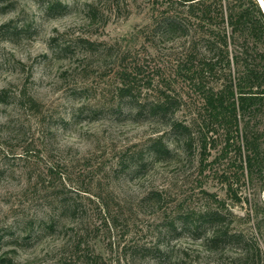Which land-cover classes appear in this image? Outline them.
<instances>
[{"label": "rangeland", "instance_id": "obj_1", "mask_svg": "<svg viewBox=\"0 0 264 264\" xmlns=\"http://www.w3.org/2000/svg\"><path fill=\"white\" fill-rule=\"evenodd\" d=\"M52 1L35 0L39 7L31 11L33 0H0V17L19 13L0 26V93L10 96L9 104L0 103V264L3 258L18 264L22 251L30 253L24 264H94L97 257L98 264H157L135 255L134 248L155 245L178 215L215 208L205 191L247 217L251 206L245 199H253L254 188L246 177L239 188L243 203L229 195L223 179L236 177L238 156L233 148L225 152L226 131L211 125L199 84L225 86L228 68L200 79L193 73L199 62L197 68L189 63L187 37L154 36L152 26L166 12V0H60L67 6L63 12L49 10ZM91 5L102 12L94 21ZM61 18L64 23L53 27ZM135 67L142 70L135 82L140 99L176 98V117L191 130L189 136L121 117L124 74L133 80ZM23 93L40 110H30ZM240 117L243 134L247 119ZM250 130L264 131V110ZM69 132L92 149L84 155L60 149ZM201 133L208 138L206 151ZM158 135L172 154L148 160L141 174L124 169L127 156ZM234 137L236 132L232 142ZM153 192L161 194L160 201L147 200ZM240 225L255 232L254 221ZM165 241L174 262L232 264L189 236ZM260 245L264 253L263 240Z\"/></svg>", "mask_w": 264, "mask_h": 264}, {"label": "trees", "instance_id": "obj_2", "mask_svg": "<svg viewBox=\"0 0 264 264\" xmlns=\"http://www.w3.org/2000/svg\"><path fill=\"white\" fill-rule=\"evenodd\" d=\"M224 1H227L226 5ZM163 5L167 7L166 12L158 14L152 26L155 37H187L191 51L189 63L197 68L194 62H199L196 70L191 69L200 79L206 74L216 75L222 65L224 70H229L225 86L207 88L199 84L211 125L217 124L226 131L225 152L228 154L233 148L238 156L236 177L225 176L223 179L227 191L236 204L243 203L239 188L243 178L247 177L254 194L253 199H245L251 206V213L247 217H239L228 209L224 200L205 191L217 204L215 208L178 215L165 224L155 245L136 246L134 253L157 264H185L182 259L174 262V250L165 245V240L189 236L194 241H202L208 253L229 258L232 264H262L264 253L260 240L264 241V198L260 195L264 193V131L250 130V125L251 120L264 110V12L257 0H166ZM66 9L60 0L52 1L49 6V10L55 12ZM101 13L91 5L89 16L92 21ZM82 42L94 46L89 41ZM135 68L139 73L133 80L132 75L124 74L128 82L122 85L119 93L125 104L120 106L121 117L137 124L153 122L169 128L172 133L189 136L191 130L176 117V98L168 95L158 101L140 99L135 82H138L142 70ZM21 99L30 110H40V103L32 96L23 93ZM9 102L7 91L1 92L0 103ZM240 116L247 119L243 134ZM234 132L238 142L231 141ZM201 139L206 151V134L201 133ZM240 140L243 147L239 145ZM171 154L172 149L163 135L151 137L145 146L127 156L123 162L124 169L141 174L146 170L148 160L159 161ZM161 198V194L153 192L147 200L158 202ZM241 221L250 224L254 221L255 232L241 229ZM98 260L100 258L97 257L91 262L98 264ZM1 263L11 264V261L3 258Z\"/></svg>", "mask_w": 264, "mask_h": 264}, {"label": "clouds", "instance_id": "obj_3", "mask_svg": "<svg viewBox=\"0 0 264 264\" xmlns=\"http://www.w3.org/2000/svg\"><path fill=\"white\" fill-rule=\"evenodd\" d=\"M39 5L35 3V0H33L31 5V11H36L38 9ZM19 13H11L9 15H5L0 17V26H3L13 19L16 18V16ZM64 23V19L61 18L58 24L53 25V27H58L59 24ZM38 48L41 47V45H37ZM58 147L60 149H67V148H74L77 151H79L82 155L86 154L88 151L92 149V144L88 141L83 140L79 137L78 133L69 132L68 134L64 135L58 144ZM30 253L21 252L20 255L17 257L18 264H24L25 260L28 259Z\"/></svg>", "mask_w": 264, "mask_h": 264}, {"label": "bare ground", "instance_id": "obj_4", "mask_svg": "<svg viewBox=\"0 0 264 264\" xmlns=\"http://www.w3.org/2000/svg\"><path fill=\"white\" fill-rule=\"evenodd\" d=\"M260 3L261 7L264 9V0H260Z\"/></svg>", "mask_w": 264, "mask_h": 264}, {"label": "water", "instance_id": "obj_5", "mask_svg": "<svg viewBox=\"0 0 264 264\" xmlns=\"http://www.w3.org/2000/svg\"><path fill=\"white\" fill-rule=\"evenodd\" d=\"M258 2H259V4H261V3H260V0H258ZM262 9H263V8H262ZM263 12H264V9H263Z\"/></svg>", "mask_w": 264, "mask_h": 264}]
</instances>
